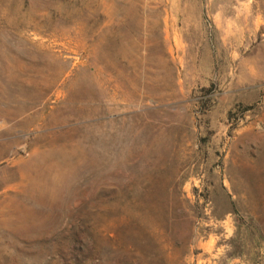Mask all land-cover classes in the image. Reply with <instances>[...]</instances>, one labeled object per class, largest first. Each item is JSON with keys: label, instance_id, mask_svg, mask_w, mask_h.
Returning a JSON list of instances; mask_svg holds the SVG:
<instances>
[{"label": "rangeland", "instance_id": "1", "mask_svg": "<svg viewBox=\"0 0 264 264\" xmlns=\"http://www.w3.org/2000/svg\"><path fill=\"white\" fill-rule=\"evenodd\" d=\"M0 264H264V0H0Z\"/></svg>", "mask_w": 264, "mask_h": 264}]
</instances>
